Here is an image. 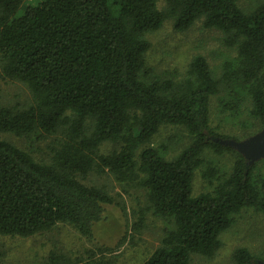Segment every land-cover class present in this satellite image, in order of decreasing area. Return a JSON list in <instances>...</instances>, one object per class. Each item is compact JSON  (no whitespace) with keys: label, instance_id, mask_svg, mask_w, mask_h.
<instances>
[{"label":"trees","instance_id":"16d2710c","mask_svg":"<svg viewBox=\"0 0 264 264\" xmlns=\"http://www.w3.org/2000/svg\"><path fill=\"white\" fill-rule=\"evenodd\" d=\"M0 0V58L7 78L25 83L28 106L0 104V132L19 137L57 135L49 161L0 138V234L21 237L68 224L90 236L112 197L83 182L91 172H109L120 184L147 191L152 210L172 219L158 248L144 264H191L193 254L212 256L234 214L264 211V173L223 140L234 139L210 123L212 96L221 80L208 60L195 56L182 81L149 80L146 35L172 19L179 31L197 19L225 33L236 46L235 65L224 64L222 80L240 83L238 99L264 128V3L244 12L238 0ZM163 124L185 127L192 141L167 158L146 146ZM257 134V132H256ZM121 143L102 154L104 142ZM236 153L232 171L193 194L203 153ZM262 161H264L262 159ZM237 264H263L246 247ZM54 264H81L65 254Z\"/></svg>","mask_w":264,"mask_h":264},{"label":"rangeland","instance_id":"374dc122","mask_svg":"<svg viewBox=\"0 0 264 264\" xmlns=\"http://www.w3.org/2000/svg\"><path fill=\"white\" fill-rule=\"evenodd\" d=\"M262 3L264 0H238L240 8L247 13ZM165 5L164 0H159V8ZM146 37L151 42L146 54L149 80L182 81L192 59L202 55L221 80L219 92L211 98V126L239 141L264 131L250 112L251 103L237 98L242 92L240 83L222 80L224 64L232 61L235 65L238 55L236 46L225 43L222 30L204 26L200 18L187 30L179 31L173 20L168 19ZM32 100V92L25 83L4 75L0 58V104L23 107L30 105ZM56 136L34 134L19 137L0 132V138L27 150L40 161H49ZM192 138L183 126L163 124L146 146L159 148L167 158H173L190 144ZM120 145L118 142H104L100 152L110 154L118 151ZM235 159L236 153L232 151L217 153L206 149L203 163L193 177V194L210 191L220 181L216 177L204 176L209 166H215L221 178L230 174ZM262 159L264 156L257 159V169L263 174ZM82 180L104 189L112 197V202L105 206L104 218L94 225L92 234L82 235L71 225L63 223L29 237L0 234V264H54L51 258L58 254H65L71 261L81 264H144L160 245L165 230L173 227L172 219L152 210L144 188L120 184L109 172L93 171ZM233 217L232 225L220 236L221 246L217 251L212 256L193 254L191 264H237L233 254L240 247H246L264 259V211L247 207Z\"/></svg>","mask_w":264,"mask_h":264},{"label":"water","instance_id":"95a60500","mask_svg":"<svg viewBox=\"0 0 264 264\" xmlns=\"http://www.w3.org/2000/svg\"><path fill=\"white\" fill-rule=\"evenodd\" d=\"M223 141L225 144L231 145L253 161L264 156V131L244 141H235L234 139Z\"/></svg>","mask_w":264,"mask_h":264}]
</instances>
